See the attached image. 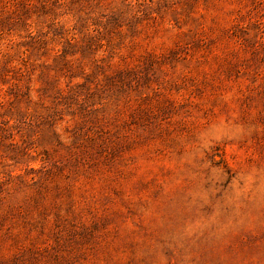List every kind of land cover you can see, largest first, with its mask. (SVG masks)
I'll use <instances>...</instances> for the list:
<instances>
[{
  "label": "rangeland",
  "instance_id": "rangeland-1",
  "mask_svg": "<svg viewBox=\"0 0 264 264\" xmlns=\"http://www.w3.org/2000/svg\"><path fill=\"white\" fill-rule=\"evenodd\" d=\"M0 264H264V0H0Z\"/></svg>",
  "mask_w": 264,
  "mask_h": 264
}]
</instances>
